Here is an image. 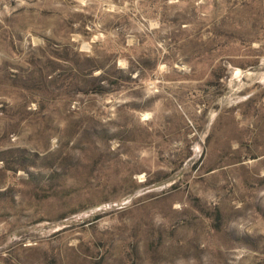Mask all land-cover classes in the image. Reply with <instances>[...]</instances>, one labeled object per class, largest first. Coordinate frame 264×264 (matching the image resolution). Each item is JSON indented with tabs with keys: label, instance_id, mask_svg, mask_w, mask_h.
<instances>
[{
	"label": "rangeland",
	"instance_id": "1",
	"mask_svg": "<svg viewBox=\"0 0 264 264\" xmlns=\"http://www.w3.org/2000/svg\"><path fill=\"white\" fill-rule=\"evenodd\" d=\"M0 264H264V0H0Z\"/></svg>",
	"mask_w": 264,
	"mask_h": 264
}]
</instances>
